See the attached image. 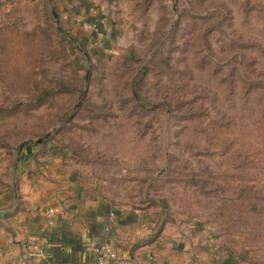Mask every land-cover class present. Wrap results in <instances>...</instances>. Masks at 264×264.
Here are the masks:
<instances>
[{
	"label": "rangeland",
	"instance_id": "1",
	"mask_svg": "<svg viewBox=\"0 0 264 264\" xmlns=\"http://www.w3.org/2000/svg\"><path fill=\"white\" fill-rule=\"evenodd\" d=\"M26 144L264 264V0H0V154Z\"/></svg>",
	"mask_w": 264,
	"mask_h": 264
},
{
	"label": "crops",
	"instance_id": "2",
	"mask_svg": "<svg viewBox=\"0 0 264 264\" xmlns=\"http://www.w3.org/2000/svg\"><path fill=\"white\" fill-rule=\"evenodd\" d=\"M40 150L26 144L11 161L0 154V264H95L90 243L104 241L117 254L104 264H226L199 230L160 228L149 212L115 205L97 183Z\"/></svg>",
	"mask_w": 264,
	"mask_h": 264
},
{
	"label": "built area",
	"instance_id": "3",
	"mask_svg": "<svg viewBox=\"0 0 264 264\" xmlns=\"http://www.w3.org/2000/svg\"><path fill=\"white\" fill-rule=\"evenodd\" d=\"M114 216L113 212L110 213V221L111 218ZM110 226L109 224L106 225L105 230H109ZM90 247L92 250L96 251L98 253V261L95 264H104L108 260H116L117 254L116 252L111 248L108 242L104 241L101 243H90ZM47 264H54V262H48Z\"/></svg>",
	"mask_w": 264,
	"mask_h": 264
}]
</instances>
